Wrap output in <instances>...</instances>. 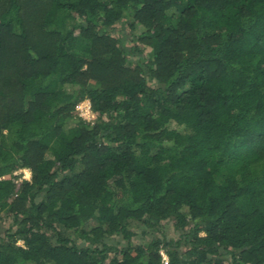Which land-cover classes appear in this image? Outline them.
<instances>
[{
	"label": "trees",
	"instance_id": "16d2710c",
	"mask_svg": "<svg viewBox=\"0 0 264 264\" xmlns=\"http://www.w3.org/2000/svg\"><path fill=\"white\" fill-rule=\"evenodd\" d=\"M3 215L0 264H264V0H0Z\"/></svg>",
	"mask_w": 264,
	"mask_h": 264
},
{
	"label": "rangeland",
	"instance_id": "374dc122",
	"mask_svg": "<svg viewBox=\"0 0 264 264\" xmlns=\"http://www.w3.org/2000/svg\"><path fill=\"white\" fill-rule=\"evenodd\" d=\"M114 30H110L112 31L113 34H118L121 38H124L126 43L129 44L127 41L130 40V36H127L126 33V29H124L123 31L121 30L122 27L120 26V24H117L115 26V28H113ZM89 103L88 100H84L80 103V108H83L82 110L85 111V109L87 108V104ZM84 112H82L81 114L85 116L86 119H92L94 117V115L90 114H83ZM17 174H21V178H25V179H29L30 178V172L27 169H23V170H19L17 171ZM10 218L9 217H5L4 215L2 216V221H0V227L1 228H5L8 223L10 222ZM166 235L167 237H172V236H177L176 231L174 230V226L172 225V222H167L166 223ZM135 239V237H134ZM107 242L115 244L119 241H121L120 236H112V237H107Z\"/></svg>",
	"mask_w": 264,
	"mask_h": 264
},
{
	"label": "built area",
	"instance_id": "2783aa9c",
	"mask_svg": "<svg viewBox=\"0 0 264 264\" xmlns=\"http://www.w3.org/2000/svg\"><path fill=\"white\" fill-rule=\"evenodd\" d=\"M80 103H81V102H80ZM80 103L76 106V109L78 110L79 114H80L82 117L85 118V116L82 115L81 113H82V112H84L83 114H90V113H91V112H90V103L87 104V106H86L87 108L85 109V111L82 110L83 108H80V107H81V106H80ZM162 257H163V260H164V261L167 260V257H166V255H165L164 253H162Z\"/></svg>",
	"mask_w": 264,
	"mask_h": 264
}]
</instances>
